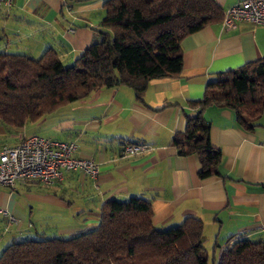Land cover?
<instances>
[{
  "label": "crops",
  "instance_id": "crops-1",
  "mask_svg": "<svg viewBox=\"0 0 264 264\" xmlns=\"http://www.w3.org/2000/svg\"><path fill=\"white\" fill-rule=\"evenodd\" d=\"M214 1L224 15L244 0ZM65 4L66 0H11L9 6L0 2V49L15 52L27 45L36 35L32 26L41 27L47 16L56 15ZM71 22L54 41L60 52L51 49L60 60L71 57L73 63L100 37L99 25L92 27L84 16ZM79 26L84 29H77ZM180 48L179 76L150 80L142 101L125 86L102 89L39 120L46 125L47 118L57 116V122L48 125V136L23 134L19 138L74 142L75 157L94 161L99 173L95 179L68 173L52 185L16 184L13 189H1L0 209L15 221L0 214V226L15 228L13 233L1 230L0 253L8 245L7 238L32 230L29 225L22 233L24 220L34 211V206H27L29 202L44 206L45 215L56 222L49 221L50 232L66 238L95 229L100 208L107 201L141 198L150 202L152 222L159 229L194 217L203 223L204 237L215 241L214 245H224L231 238L264 241V115L258 127L245 132L230 110L214 106L204 110L210 123V143L222 155L220 177L200 180L198 158L179 156L173 146L175 135L196 115L193 104L203 98L206 85L216 75L264 58V26L239 22L226 31L219 22L187 36ZM125 145H145L147 149L124 158ZM18 191L25 193L26 203L19 201Z\"/></svg>",
  "mask_w": 264,
  "mask_h": 264
},
{
  "label": "trees",
  "instance_id": "trees-1",
  "mask_svg": "<svg viewBox=\"0 0 264 264\" xmlns=\"http://www.w3.org/2000/svg\"><path fill=\"white\" fill-rule=\"evenodd\" d=\"M102 9L99 42L69 66L51 48L38 58L0 50L1 124L22 129L94 92L120 86L142 101L150 80L181 73V41L223 18L214 0H105ZM210 106L233 112L245 132L258 127L264 115V58L216 75L193 104L196 115L175 135L177 154L198 158L200 180L221 176L222 155L210 143V123L203 116ZM152 215L147 200L112 199L101 206L95 229L69 238L13 240L0 253V264H208L199 219L186 217L178 226L159 229ZM214 248L212 264H264V241L231 238Z\"/></svg>",
  "mask_w": 264,
  "mask_h": 264
},
{
  "label": "built area",
  "instance_id": "built-area-1",
  "mask_svg": "<svg viewBox=\"0 0 264 264\" xmlns=\"http://www.w3.org/2000/svg\"><path fill=\"white\" fill-rule=\"evenodd\" d=\"M11 0H0L5 6ZM239 22L264 26V0H244L224 12L220 22L224 30L234 29ZM145 145H125L122 157L141 154ZM77 145L74 142L50 140L29 136L14 146L0 149V190L13 189L16 184L52 185L60 182L65 174L78 173L95 179L99 173L98 164L92 160L75 157ZM0 214L15 220L0 209Z\"/></svg>",
  "mask_w": 264,
  "mask_h": 264
},
{
  "label": "rangeland",
  "instance_id": "rangeland-1",
  "mask_svg": "<svg viewBox=\"0 0 264 264\" xmlns=\"http://www.w3.org/2000/svg\"><path fill=\"white\" fill-rule=\"evenodd\" d=\"M104 0H88V1H77V0H66L65 6H63L62 11L57 13L56 15H49L45 18L44 24H41L42 26L37 28L32 26L33 30L35 31L36 35L33 37V40H29V43L25 45L22 48L16 49L15 52L20 54H26L33 58H38L40 54H42L47 48H52L56 50L57 52H60L57 44L54 43L56 41L62 30L67 27V24L71 22V19L77 17V16H84L86 19H88V22L91 24L92 27H96L99 25L101 14V4ZM72 23V22H71ZM88 23V24H89ZM84 27H78L77 29H81ZM38 30V31H37ZM29 31V30H28ZM2 50V49H0ZM61 54V53H60ZM64 66H69L71 62V57L68 59L62 58L61 59ZM47 117V116H46ZM49 123L46 125L39 124V121L35 123H28L24 128L22 129H14L8 126H4L0 123V149L4 146H14L18 144L19 140L22 138L21 136L29 135V134H39L41 136H48V125H53L55 122H57V116H51L50 118H47ZM48 128V129H47ZM17 130V131H15ZM21 137V138H20ZM20 138V139H19ZM18 140V141H17ZM19 194V201L26 203V198L24 197L25 193H21L18 191ZM34 206V211L32 213V217L24 220V228L22 230V233L24 232L25 228L29 225L32 227V230L27 233L26 235H18V237H15L14 239L7 238L8 244H10L13 240L19 241L24 239H47L52 237H59V238H66V236H60L57 233H51L52 228H50L51 224H49V221L52 223L54 222L52 218L47 217L45 214V207H41L37 202H29L27 203L28 207ZM31 223V224H30ZM33 224V225H32ZM61 224V223H60ZM65 224V223H64ZM8 226V224H6ZM55 226V225H53ZM0 226V233L1 230H5L4 232L10 231L13 233V227L12 225L8 227L7 229ZM43 230V235H39L38 233L41 232L40 230ZM37 230V232H35ZM4 235V234H3ZM6 237H9L13 234H5ZM2 238V237H1ZM214 242L210 239H207L205 242V250L208 254V264H212V260L214 257Z\"/></svg>",
  "mask_w": 264,
  "mask_h": 264
}]
</instances>
